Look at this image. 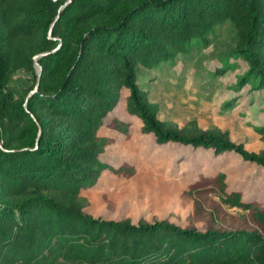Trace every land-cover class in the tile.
Returning a JSON list of instances; mask_svg holds the SVG:
<instances>
[{"label": "trees", "instance_id": "obj_1", "mask_svg": "<svg viewBox=\"0 0 264 264\" xmlns=\"http://www.w3.org/2000/svg\"><path fill=\"white\" fill-rule=\"evenodd\" d=\"M210 45L212 81L245 65L222 84L237 93L221 109L232 111L243 88L264 92V0H0V264H264V198L228 188L222 170L202 171L182 190L185 225L93 215L82 193L103 172H135L101 156L113 141L103 128L130 131L125 116L108 117L121 100L156 144L232 152L264 169V148L248 150L195 117L162 119L150 86H139L142 70ZM44 51L37 80L34 56ZM248 103L246 123L264 140V102Z\"/></svg>", "mask_w": 264, "mask_h": 264}, {"label": "rangeland", "instance_id": "obj_2", "mask_svg": "<svg viewBox=\"0 0 264 264\" xmlns=\"http://www.w3.org/2000/svg\"><path fill=\"white\" fill-rule=\"evenodd\" d=\"M224 38L215 50L225 44ZM191 50L182 54L174 65L141 71L139 86L141 89L150 86L152 99H157L160 104L158 116L177 125L195 117L204 128L218 127L227 130L232 140H243L248 150L258 151L264 148V140L259 133L254 132L246 123L253 114L249 99L263 103L264 92L258 94L243 88L238 91L240 97L232 111L223 110L220 106V102L237 93L222 84L233 81L235 72L245 66L244 62L240 61L241 66L234 71H227L218 81H212L209 69L219 63L215 55L209 52L211 45ZM181 70L184 71L182 82L180 86L176 83L173 86L176 82L173 74ZM23 75L25 74L19 71L14 76ZM166 77L165 83L162 80ZM174 91H178L177 96L173 95ZM161 100L165 101L162 106ZM123 104L122 100L118 102L108 117L121 115L130 120L128 136L103 128L101 133L113 137V141L106 146L101 156L113 165L132 163L135 172L129 177L103 172L95 185L82 189L91 214L105 218L129 217L133 221L140 217L147 220L159 217L185 225L186 216L191 211V202L184 201L181 192L202 171L222 170L226 173L228 188L241 189L247 198H264L263 168L243 162L232 152L213 157L209 151L200 149L192 152L176 143L156 144L151 133L140 130V119L128 115ZM237 210L236 207L225 208L224 212L228 215L230 211ZM195 225L203 227L202 222H196Z\"/></svg>", "mask_w": 264, "mask_h": 264}, {"label": "water", "instance_id": "obj_3", "mask_svg": "<svg viewBox=\"0 0 264 264\" xmlns=\"http://www.w3.org/2000/svg\"><path fill=\"white\" fill-rule=\"evenodd\" d=\"M68 1H69V0H66V3H67ZM64 5H65V4H64ZM64 5H62V6L60 7V9H61ZM51 26H52V25H51ZM51 26H50V28H49V30H48V36H51ZM45 53H47V52H46V51H44V52H39L38 54H36V55L34 56V65H35V68H36V71H37V80H38V76H39V73H40V66H39V64H38V62H37V58H38L39 56H41L42 54H45ZM36 86H37V83L35 84L33 90L36 89ZM33 90H31V91H33Z\"/></svg>", "mask_w": 264, "mask_h": 264}]
</instances>
